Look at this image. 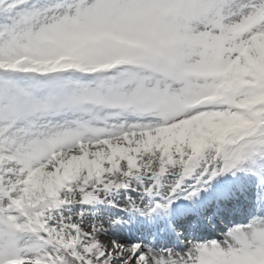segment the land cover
Returning <instances> with one entry per match:
<instances>
[{
	"label": "snow or ice",
	"instance_id": "6c2138e0",
	"mask_svg": "<svg viewBox=\"0 0 264 264\" xmlns=\"http://www.w3.org/2000/svg\"><path fill=\"white\" fill-rule=\"evenodd\" d=\"M0 264H264V0H0Z\"/></svg>",
	"mask_w": 264,
	"mask_h": 264
}]
</instances>
